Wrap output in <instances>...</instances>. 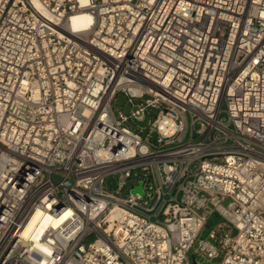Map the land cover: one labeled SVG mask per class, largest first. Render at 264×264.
Instances as JSON below:
<instances>
[{
	"label": "built area",
	"instance_id": "built-area-1",
	"mask_svg": "<svg viewBox=\"0 0 264 264\" xmlns=\"http://www.w3.org/2000/svg\"><path fill=\"white\" fill-rule=\"evenodd\" d=\"M193 256L264 264V0H0V264Z\"/></svg>",
	"mask_w": 264,
	"mask_h": 264
},
{
	"label": "rangeland",
	"instance_id": "rangeland-1",
	"mask_svg": "<svg viewBox=\"0 0 264 264\" xmlns=\"http://www.w3.org/2000/svg\"><path fill=\"white\" fill-rule=\"evenodd\" d=\"M126 103H127V100H126L125 96L120 94V95L117 96L116 100L114 101L113 106L116 109V111L124 109L126 113H129V111L131 109V106L129 104H126ZM223 110L224 111L222 113V116H226V113H225L226 106L225 105H223ZM152 113H153V116L152 117L147 116L145 118L144 122L141 123V125L149 126V124L152 123V121H154L155 116H156V112L152 111ZM106 186H107L108 190L114 191L117 188V186H118V182H117L116 176L108 177L107 181H106ZM228 202L229 201H227L226 203H228ZM221 220H222V218L220 216H218V215L214 216L211 219V221L209 222L208 227H206L204 229V231L202 232L201 237L203 239L210 240L211 242H214L213 239L210 238V233L213 230V228L215 227V225L218 222H220Z\"/></svg>",
	"mask_w": 264,
	"mask_h": 264
},
{
	"label": "bare ground",
	"instance_id": "bare-ground-1",
	"mask_svg": "<svg viewBox=\"0 0 264 264\" xmlns=\"http://www.w3.org/2000/svg\"><path fill=\"white\" fill-rule=\"evenodd\" d=\"M92 20L91 15H89L88 13H78L76 15H74L73 19H72V24L73 27L77 30V31H81L83 29H87L90 21ZM41 214L38 213L34 220L32 221V223L29 225V230H31L36 221L40 218ZM61 220L57 219L54 223L55 225H57Z\"/></svg>",
	"mask_w": 264,
	"mask_h": 264
},
{
	"label": "water",
	"instance_id": "water-1",
	"mask_svg": "<svg viewBox=\"0 0 264 264\" xmlns=\"http://www.w3.org/2000/svg\"><path fill=\"white\" fill-rule=\"evenodd\" d=\"M138 190H141V186L138 188ZM192 261H193V264H198L195 256L192 257Z\"/></svg>",
	"mask_w": 264,
	"mask_h": 264
}]
</instances>
